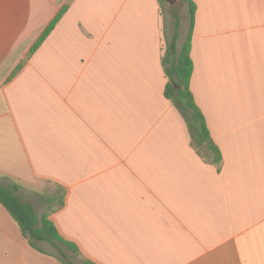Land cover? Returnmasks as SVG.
Here are the masks:
<instances>
[{
	"label": "crops",
	"instance_id": "0c3cea01",
	"mask_svg": "<svg viewBox=\"0 0 264 264\" xmlns=\"http://www.w3.org/2000/svg\"><path fill=\"white\" fill-rule=\"evenodd\" d=\"M192 1L191 91L220 166L165 97L159 0H0V184L38 219L63 189L50 220L80 259L264 264V0ZM38 246L0 204V264H63Z\"/></svg>",
	"mask_w": 264,
	"mask_h": 264
},
{
	"label": "trees",
	"instance_id": "16d2710c",
	"mask_svg": "<svg viewBox=\"0 0 264 264\" xmlns=\"http://www.w3.org/2000/svg\"><path fill=\"white\" fill-rule=\"evenodd\" d=\"M182 1L188 4L190 28L186 42L181 47V50L178 51L177 40L179 38L180 19L177 14L174 15L175 33L172 42L167 43V49L163 58V66L168 78V83L165 88V97L173 102L184 117L193 140V145L198 154L207 162L220 166L222 163V155L218 147L212 141L206 119L197 105L195 97L191 91V80L194 71L191 48L196 6L192 0ZM159 2L163 6L164 0H159ZM66 9L67 7H65L48 26L33 46L31 53H34L43 44L65 14ZM23 65L24 62L18 67L17 71ZM176 85H178L179 88H176ZM59 189L61 190L60 196L55 194L53 197L47 199V202L51 205L48 212L45 213L41 219L37 218L35 209L32 205L22 202L17 195L19 187L16 185L5 186L0 184V204L15 220L21 229L22 234L35 250L44 253L39 248L38 244L41 242H48L59 250L60 254L57 258L63 264H96L86 259L82 260L80 263L72 261L62 249V247H65V249L76 257L80 256V251L77 245L63 239L53 222L50 220V214L64 205L65 191L60 187Z\"/></svg>",
	"mask_w": 264,
	"mask_h": 264
},
{
	"label": "rangeland",
	"instance_id": "374dc122",
	"mask_svg": "<svg viewBox=\"0 0 264 264\" xmlns=\"http://www.w3.org/2000/svg\"><path fill=\"white\" fill-rule=\"evenodd\" d=\"M163 13L166 21V28H167V35H168V43H171L173 40V36L175 33V18L174 15L177 14L180 19V39L177 42V49L178 51L181 50V47L184 45V43L187 40V35L189 32L190 27V19L188 14V9L186 5L180 0L176 5H169L165 2L163 3ZM171 57V56H170ZM49 191L45 192L44 194H41L36 197V200L34 201L35 208L38 211V214H45L48 212L49 207L51 204L47 202L48 198L53 197L55 194L60 196L61 190L59 187H54L53 189H48ZM30 197V196H29ZM65 248V247H64ZM48 249L55 253L60 254L56 249L52 247H48ZM67 252L69 258L72 261H75L77 263H80L83 259H80V257H76L74 254L69 252L67 249H65Z\"/></svg>",
	"mask_w": 264,
	"mask_h": 264
},
{
	"label": "water",
	"instance_id": "95a60500",
	"mask_svg": "<svg viewBox=\"0 0 264 264\" xmlns=\"http://www.w3.org/2000/svg\"><path fill=\"white\" fill-rule=\"evenodd\" d=\"M180 0H165V2L169 5H176ZM176 88H179L178 85H176Z\"/></svg>",
	"mask_w": 264,
	"mask_h": 264
}]
</instances>
